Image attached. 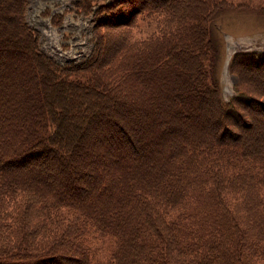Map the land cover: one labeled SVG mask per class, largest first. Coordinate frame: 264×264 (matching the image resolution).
<instances>
[{"label":"trees","instance_id":"trees-1","mask_svg":"<svg viewBox=\"0 0 264 264\" xmlns=\"http://www.w3.org/2000/svg\"><path fill=\"white\" fill-rule=\"evenodd\" d=\"M135 2L74 0L93 25L79 63L39 50L27 0L3 3L12 23L0 46L14 37L16 48L0 47V264H264V138L239 129L247 105L264 110L253 81L264 59L235 55L242 83L223 99L210 23L231 2ZM145 18L156 30L137 40L130 30ZM102 100L84 131L68 107ZM105 110L142 126L136 158L118 128L105 134ZM108 239L94 259L88 241Z\"/></svg>","mask_w":264,"mask_h":264},{"label":"rangeland","instance_id":"rangeland-1","mask_svg":"<svg viewBox=\"0 0 264 264\" xmlns=\"http://www.w3.org/2000/svg\"><path fill=\"white\" fill-rule=\"evenodd\" d=\"M135 1L136 4L140 3V0ZM229 1L232 5L218 11L210 23V28L218 45L219 53L215 67V76L219 81L221 97L223 99L229 98L234 93V86L242 83V75L233 71L230 67L235 55H243L244 57L241 58L247 62L259 60V58L264 59V0ZM7 2H12V0H0V33L2 32L1 26L7 25L10 27L12 23L11 18L6 19L3 16H12L10 8H7L3 4ZM73 2L74 0H27L25 20L34 29L38 37L39 50L60 63H79L88 57L94 47L92 16L76 13ZM60 14L63 15L58 17ZM155 20L153 18L140 20L134 28H131V34L137 40H144L147 35L155 32L157 25ZM159 25H161V22H159ZM11 39L12 41L3 42V45L0 47L3 49L8 47L11 49L13 47L15 49L14 37H11ZM112 43L107 46L106 54L112 49ZM12 52L13 50H10V53ZM15 54L19 56L17 52ZM187 69L190 70V68ZM188 70L187 72H189ZM248 73L245 75V85L242 84L245 88L251 82L249 81ZM253 81H255L256 89L263 87L264 91V75L253 76ZM262 97V101L264 102V95ZM118 99L122 100V103L124 102V105L120 106L122 107L120 110L132 111L131 103L124 100L125 96L123 94L118 95ZM102 103L103 100L97 107L88 105L83 109L81 107L76 108L75 106L68 108L70 109L71 116H73V120L75 119L79 127L85 126L83 128L85 131L94 122L92 119L96 117V113L104 109V104ZM254 103H256V100ZM207 104L206 110L214 118L213 111L209 109L213 105V100L208 99ZM246 108L249 112L245 115L248 121L241 123L239 129L244 130V135L253 136L254 139L264 138V110L252 105H247ZM240 112H243V110ZM105 113L113 121L110 123V128L104 129L105 134L112 133L113 129L118 128V133L121 134L122 139L126 143L131 144L130 155L136 158L139 153L136 144H139V141L142 140L138 137L139 132L143 131L142 126L127 121L125 115L120 114L118 110L114 113L105 110ZM165 123L170 125L167 120H165ZM118 133L116 132L114 135ZM104 141L105 145H107L105 150L114 149V144L110 147L111 142H108L106 139ZM50 163L52 164L51 166L58 165L56 160H52ZM34 164L40 165V162L36 161ZM72 167H68V170L77 177V171L75 167L74 169ZM238 193L244 194L241 191ZM236 196H239V194H236ZM229 199L232 201L231 198ZM88 243L91 254L94 256L93 258L98 260L99 257L106 255L105 251L114 246L113 241L110 239L104 240V243L92 242V240H89ZM59 264L70 263L65 261Z\"/></svg>","mask_w":264,"mask_h":264}]
</instances>
